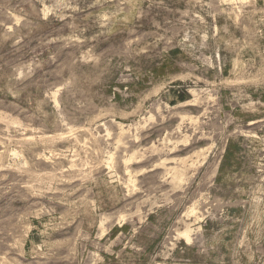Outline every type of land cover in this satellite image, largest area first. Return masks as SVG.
<instances>
[{"label": "rangeland", "instance_id": "obj_1", "mask_svg": "<svg viewBox=\"0 0 264 264\" xmlns=\"http://www.w3.org/2000/svg\"><path fill=\"white\" fill-rule=\"evenodd\" d=\"M0 264H264V0H0Z\"/></svg>", "mask_w": 264, "mask_h": 264}, {"label": "bare ground", "instance_id": "obj_2", "mask_svg": "<svg viewBox=\"0 0 264 264\" xmlns=\"http://www.w3.org/2000/svg\"><path fill=\"white\" fill-rule=\"evenodd\" d=\"M183 233H184V235H186V237H187L188 239H190V235H189V231H188V230H187V231H184Z\"/></svg>", "mask_w": 264, "mask_h": 264}, {"label": "trees", "instance_id": "obj_3", "mask_svg": "<svg viewBox=\"0 0 264 264\" xmlns=\"http://www.w3.org/2000/svg\"><path fill=\"white\" fill-rule=\"evenodd\" d=\"M227 153H228L227 157L229 158L231 156V148H228Z\"/></svg>", "mask_w": 264, "mask_h": 264}]
</instances>
